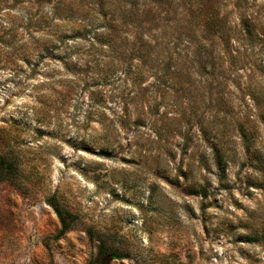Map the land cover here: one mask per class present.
<instances>
[{
	"label": "rangeland",
	"instance_id": "obj_1",
	"mask_svg": "<svg viewBox=\"0 0 264 264\" xmlns=\"http://www.w3.org/2000/svg\"><path fill=\"white\" fill-rule=\"evenodd\" d=\"M0 156V264H264V0H0Z\"/></svg>",
	"mask_w": 264,
	"mask_h": 264
},
{
	"label": "trees",
	"instance_id": "obj_2",
	"mask_svg": "<svg viewBox=\"0 0 264 264\" xmlns=\"http://www.w3.org/2000/svg\"><path fill=\"white\" fill-rule=\"evenodd\" d=\"M0 165L1 166H8L5 162L4 157L0 156ZM53 208L55 210V212L57 213L60 223H61V233H66L69 230H71L72 228V224L73 221L68 220V217L71 216V214L68 211L63 210L62 208H60L58 205H54L53 204ZM113 259H119L118 255H116V253H113V255H111L110 260Z\"/></svg>",
	"mask_w": 264,
	"mask_h": 264
}]
</instances>
